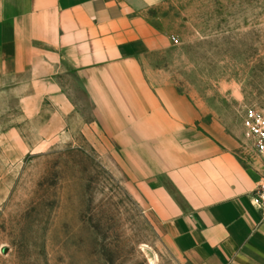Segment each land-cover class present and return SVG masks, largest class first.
Returning a JSON list of instances; mask_svg holds the SVG:
<instances>
[{"label":"crops","instance_id":"crops-1","mask_svg":"<svg viewBox=\"0 0 264 264\" xmlns=\"http://www.w3.org/2000/svg\"><path fill=\"white\" fill-rule=\"evenodd\" d=\"M159 4L0 0V155L20 156L88 130L80 93L117 138L188 141L166 153L181 163L147 167L141 177L172 221L178 253L190 264H264V215L251 204L264 159L242 135L197 133L190 103L177 122L161 117L158 90L134 66L161 46L159 21L149 18ZM167 91L174 100V89Z\"/></svg>","mask_w":264,"mask_h":264},{"label":"rangeland","instance_id":"rangeland-1","mask_svg":"<svg viewBox=\"0 0 264 264\" xmlns=\"http://www.w3.org/2000/svg\"><path fill=\"white\" fill-rule=\"evenodd\" d=\"M151 17L161 46L134 66L161 117L177 122L190 103L197 133L241 136L244 111L264 109V0H160ZM77 94L88 130L0 155V264H190L141 179L178 165L166 153L188 141L117 138Z\"/></svg>","mask_w":264,"mask_h":264},{"label":"built area","instance_id":"built-area-1","mask_svg":"<svg viewBox=\"0 0 264 264\" xmlns=\"http://www.w3.org/2000/svg\"><path fill=\"white\" fill-rule=\"evenodd\" d=\"M241 126L244 139L264 159V109H246L242 115ZM251 204L264 215V176L254 190Z\"/></svg>","mask_w":264,"mask_h":264}]
</instances>
